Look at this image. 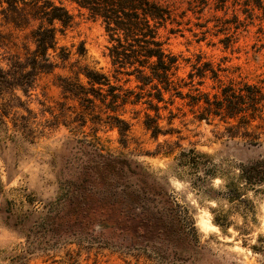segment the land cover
Segmentation results:
<instances>
[{"label":"rangeland","instance_id":"1","mask_svg":"<svg viewBox=\"0 0 264 264\" xmlns=\"http://www.w3.org/2000/svg\"><path fill=\"white\" fill-rule=\"evenodd\" d=\"M169 3L175 21L161 35L170 52L191 62L201 54L234 77L264 80L262 14L236 30L225 48L223 26L214 20L222 12L198 15L182 0ZM63 5L73 25L57 35V47L70 52L69 61L39 76L22 96L30 113L14 109L4 119L7 129L0 128V264H264V184L242 192L254 206L249 221L223 195L229 183L242 187L239 163L264 153V118L248 127L258 144L252 146L218 119L197 121L187 108L177 111V101L159 112L163 132L154 137L143 125L146 106L139 102L109 112L128 123L121 135L103 110H89L60 87L58 78H74L71 65L78 62L123 90L140 92L133 77L126 83L113 72L100 21L69 1ZM225 18L232 19V12ZM81 44L84 57L77 54ZM13 53L24 51L11 44L0 49L1 67ZM189 70L182 63L179 75ZM169 111L176 115L172 120ZM188 150L204 158L197 168L179 165L180 153ZM205 160L213 177L204 175ZM219 214L228 217L229 227L214 225Z\"/></svg>","mask_w":264,"mask_h":264},{"label":"trees","instance_id":"2","mask_svg":"<svg viewBox=\"0 0 264 264\" xmlns=\"http://www.w3.org/2000/svg\"><path fill=\"white\" fill-rule=\"evenodd\" d=\"M64 1L75 4L92 20L100 21L108 38L107 57L113 72L125 76L126 83L133 77L140 91L123 90L121 86L112 84L107 75L87 66H77L78 62H75L71 65L77 68L74 78H58L64 94L86 104L91 111L97 108L103 110L106 118L113 121L111 127L118 128L121 135L128 130V123L109 112L115 114L128 104L137 105L140 102L146 106L143 125L152 136L157 137L163 132L159 125V112L180 101L181 107H176L177 111L187 108L197 121L218 119L228 125V133H241L250 145L258 146L253 142L255 138L248 127L255 120L264 118V80L251 82L240 75L234 77V71L221 65L214 67L211 62L204 61L201 54L195 55L194 62H191L190 58L170 52L161 31L175 21L173 4L169 3L172 0H0V29L4 28V33L0 31V49L11 44L13 47L21 46L24 51L22 56L8 54L6 68L0 66V128L7 129L4 119L12 110L21 109L30 113L22 96L29 95L39 76L58 68V61H69L70 52L57 47V35L73 25V16L64 7ZM182 1L194 14L201 15L205 10L222 12V17L214 15V20L223 26L225 37L220 43L225 48L234 41L236 30L246 26V21L253 20L258 13L263 15L264 20V0ZM229 11L232 12V19L225 18ZM240 14L244 15L243 21L239 19ZM19 34H23L22 39ZM57 50L59 52L52 58L49 52ZM77 54L85 56L83 44ZM182 63L190 64V70L184 77L179 75ZM80 75L86 79L87 86L81 84ZM114 79L117 82L120 80L116 76ZM147 111H154L155 117ZM169 114L171 120L176 117L172 111ZM200 158L204 159L193 150L183 151L178 163L197 168ZM205 162L207 169L204 175L213 177L215 171L211 162ZM238 173L242 187L229 183L224 187L223 195L236 206L234 210L237 213L240 211L248 220V213L252 214L254 206L242 192L264 184V153L239 163ZM184 222L187 224V220L184 219ZM213 223L221 229L230 226L224 214L217 215ZM246 228L244 226L243 231Z\"/></svg>","mask_w":264,"mask_h":264}]
</instances>
